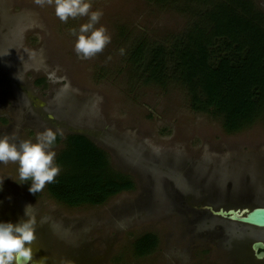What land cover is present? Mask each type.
<instances>
[{
    "label": "rangeland",
    "instance_id": "obj_1",
    "mask_svg": "<svg viewBox=\"0 0 264 264\" xmlns=\"http://www.w3.org/2000/svg\"><path fill=\"white\" fill-rule=\"evenodd\" d=\"M90 3L103 12L96 27H106L111 42L84 59L70 30L88 17L64 23L54 4L0 0V138L19 144L47 129L61 138L83 133L134 186L101 204L69 206L47 186L30 193L18 163H0L5 203L37 226L72 227L80 264H177L178 256L211 264L214 228L231 219L208 206L264 203V96L250 121L235 125L206 103L205 79L184 70L182 57L205 51L215 68L242 55L250 34L242 18L264 35V0ZM63 146L55 142L56 157ZM146 233L157 242L137 255L133 242Z\"/></svg>",
    "mask_w": 264,
    "mask_h": 264
},
{
    "label": "trees",
    "instance_id": "obj_2",
    "mask_svg": "<svg viewBox=\"0 0 264 264\" xmlns=\"http://www.w3.org/2000/svg\"><path fill=\"white\" fill-rule=\"evenodd\" d=\"M242 18V55L230 62L221 61L215 68L208 65L205 51L184 52V70L198 73L206 84L207 102L219 108L235 125L249 122L258 111L259 96H264V35L252 31ZM234 21L235 20H231ZM228 23V28H231ZM57 134L56 141L63 148L56 157L60 174L48 183V193L69 205H97L114 194L132 189L134 181L124 172L112 168L106 152L83 133H68L63 138ZM157 242L153 233H146L133 242L134 252L143 255L153 249Z\"/></svg>",
    "mask_w": 264,
    "mask_h": 264
},
{
    "label": "clouds",
    "instance_id": "obj_3",
    "mask_svg": "<svg viewBox=\"0 0 264 264\" xmlns=\"http://www.w3.org/2000/svg\"><path fill=\"white\" fill-rule=\"evenodd\" d=\"M34 3L40 7L54 4L55 15L64 23L69 18L88 17V22L81 24L78 32L75 28L70 30V34L76 36L74 51L78 56L92 58L102 53L111 42L106 27H96L103 12L92 11L90 0H34ZM56 138L57 133L51 129L38 133L35 143L31 140L11 143L9 137L4 136L0 138V163H18L21 183L31 181L29 192L38 193L46 184L54 182L61 171L55 163L56 153L52 150ZM2 182L3 179H0V184ZM36 230L34 216L15 224L0 222V264H33L31 245L36 239ZM62 264H72V261L65 260Z\"/></svg>",
    "mask_w": 264,
    "mask_h": 264
},
{
    "label": "flooded vegetation",
    "instance_id": "obj_4",
    "mask_svg": "<svg viewBox=\"0 0 264 264\" xmlns=\"http://www.w3.org/2000/svg\"><path fill=\"white\" fill-rule=\"evenodd\" d=\"M259 204L264 203L256 205ZM16 205L10 202L7 205L3 194L0 192V222L15 224L21 220L18 218L19 215H16V210L11 209ZM236 223H239V225H236ZM36 228V239L31 245L33 264H62L65 260L72 261V264H80V243H78L80 240L77 242V238L75 240L69 239L71 238L69 236L73 234L72 227L65 226L62 229L55 224H41L36 225ZM214 229H216L215 234L218 236L213 244L219 247V251H215L214 247H208V253L212 255L211 261H214H210L211 264H264V256H257L259 252L264 253V247H258L257 250L254 248L256 243H264V227L234 220H222ZM236 251L240 256L234 255ZM178 257L179 259H175L178 261L177 264H186L187 258L182 257L181 261L180 256ZM194 262L193 264H201L198 260Z\"/></svg>",
    "mask_w": 264,
    "mask_h": 264
},
{
    "label": "water",
    "instance_id": "obj_5",
    "mask_svg": "<svg viewBox=\"0 0 264 264\" xmlns=\"http://www.w3.org/2000/svg\"><path fill=\"white\" fill-rule=\"evenodd\" d=\"M208 207L210 211L215 215L241 223L264 227V204H259L252 207L242 206L224 208L220 206L217 209H213V207L211 206ZM258 247H264V243L254 244L255 250H257ZM257 256H264V253L259 252Z\"/></svg>",
    "mask_w": 264,
    "mask_h": 264
}]
</instances>
